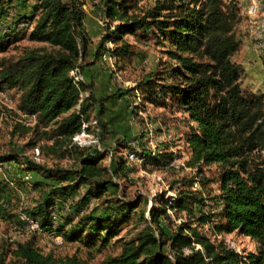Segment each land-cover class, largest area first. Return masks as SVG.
<instances>
[{
    "label": "trees",
    "instance_id": "1",
    "mask_svg": "<svg viewBox=\"0 0 264 264\" xmlns=\"http://www.w3.org/2000/svg\"><path fill=\"white\" fill-rule=\"evenodd\" d=\"M31 1L36 2L40 16L29 40L52 50L28 49L15 61L0 62V91L21 93L19 112L36 118L32 130L26 129L35 135L31 146L54 165L48 167L19 153L0 155V165L15 164L41 177L32 184L39 194L37 201L22 213L38 222L47 235H61L65 245L77 244L78 249L72 255L45 254L33 233L31 238L9 244L0 264L7 257L9 264H87L80 257L82 250L90 255L102 251L119 235V228L138 214L144 227L133 239L117 240L119 253L106 257L104 264H264V94L242 89L243 68L233 61L240 48L238 1L156 0L140 15L133 11L134 0H100L97 6L108 20V32L96 48V60L109 51L110 42L116 67L118 60H130L134 46L127 38L135 37L153 39L168 63L164 78L152 71L135 87L105 96L101 102L132 93L135 100L141 99L133 110L136 115L148 106L165 108L181 114L189 128L185 134L190 149L187 166L196 170L195 176L181 181L183 190L177 189V196L160 194L148 210L149 218L137 212L139 200L120 196L115 179L127 176L126 161L113 160L109 148L73 143L82 131L93 133L98 104L100 113L106 111L91 87L75 84L71 76L77 68L85 71L82 61L91 41L85 26L86 1ZM22 18L20 23L28 25ZM9 35L1 37L8 40ZM117 140L130 147L129 139ZM164 153L141 158L144 165H167L175 155ZM67 159L74 161V168L61 164ZM108 159L114 161V171L104 166ZM213 165L220 168V178L215 198L219 210L212 216L218 221L211 226L212 237L238 234L250 238L255 252H238L200 230L211 217L195 216V207L202 208L205 201L192 190L193 183L201 182L199 176ZM177 183L171 184L172 190ZM3 186L0 193L5 192ZM94 201L97 204L91 206ZM0 209L6 215L8 208ZM182 212L189 218L177 224L176 215Z\"/></svg>",
    "mask_w": 264,
    "mask_h": 264
},
{
    "label": "rangeland",
    "instance_id": "2",
    "mask_svg": "<svg viewBox=\"0 0 264 264\" xmlns=\"http://www.w3.org/2000/svg\"><path fill=\"white\" fill-rule=\"evenodd\" d=\"M85 1V11L87 14L85 26L87 24L86 29H89L87 32L91 38L86 54L90 50H93L94 57L93 61H91L85 55L82 65L84 66V70L89 66L94 67L93 74L96 80L93 79L88 82L85 74L83 75L86 84L91 87L96 100L101 102L105 96H110L119 90H127L135 87L152 71L159 72L162 76L161 78L165 77L164 75L166 74L164 71L166 67L164 66L166 64L168 65L167 58L161 48H157L155 41L151 38L149 40L138 41L135 37H128L127 41L134 46V54L130 60H118L116 69L125 83L124 89L119 88L117 82L114 80V74L105 62L101 58L99 60L95 59L96 48L101 38L108 32V20L97 7L100 0ZM237 1L240 5V1ZM257 1L262 7L261 13H264V1ZM134 2H136V6L133 11L140 15L141 12L153 6L156 0H134ZM248 4L244 5V11L248 19L247 31L249 32L250 17L248 15ZM35 6L36 2L31 0H2V10L0 12V48H6V51L0 52V62L15 61L22 57L28 49L45 48L48 52L52 50L49 45L29 40V34L35 27L40 16ZM239 8L241 14L242 8L241 6ZM21 18L24 20L27 19L28 25L20 23L19 20ZM87 18L91 21L88 22ZM114 26L115 24L111 25V30H113ZM4 34H10L8 40L2 39L1 36ZM239 42L240 48L233 56V61L235 63L237 61L249 63L254 76H259L261 73L264 74V52H258L255 47V41L252 38V42L254 43L252 52L254 56H257L259 62L250 61L248 58L247 61L245 59H238L240 55L242 56L241 51L243 49L242 41L239 40ZM247 78L248 76L243 68L241 87L246 93L264 94V83L260 86L254 85L248 83ZM159 97L161 100H164L163 96ZM20 98L21 93L18 90H6L0 94V155L19 153L21 156H25L26 159L34 160L50 167L54 165V161L49 157L41 155L40 150L38 154L35 151L36 148H32L33 146H31L34 142L35 135L31 131L26 133V129L32 130L34 125H28V121L21 117L18 110ZM128 98L131 99L130 105L127 103L124 106L109 105V109L107 110L106 108V111L103 113H100V105H97L93 113V122H97V124L94 125L95 128L90 138L92 140H98L101 149L109 148L114 153L115 158L113 160L122 159L126 161L129 169L127 176H121L115 179L116 183L120 185V196L127 201L139 200L140 207L137 212H145L149 218L148 210L154 205L155 200L159 199L160 194H165V198L177 196V189L183 190L181 181L183 179L191 180L195 176L196 170L187 166L190 158V149L187 145L185 134L189 133V128L186 127V121L183 120L184 117L181 114L171 113L165 108L148 106L146 111H140L139 115H136L133 113V110L136 106L140 105H135L136 100L132 93ZM101 103L105 104L106 102ZM123 107H125L123 109V117L124 113L131 107V118L129 120L127 119L126 113L124 121L119 120V116L116 115V111ZM112 111H115L116 114ZM132 121L133 123H131ZM127 125L133 130L129 126L126 127ZM126 135H129V148L124 145V141L117 140H123V137ZM131 142H137L135 148L131 145ZM133 150L137 152L140 159L143 155L146 156L145 154H165L164 152L167 151L173 153L175 157L167 165L160 166H153L151 164L144 165V162L142 164L136 162L129 163L128 154ZM61 164L64 167L74 168V161L72 159L63 160ZM103 164L114 171V161L108 159ZM15 166L17 165L7 164L3 168V171H0V184L2 186L6 184V186H3L5 192L0 193V207L6 206L8 208L6 215L0 209V260L4 257V250H6L9 244L33 237V233L24 231L23 226H20L17 220L22 222L20 217H18L23 214L22 210L31 206L39 197V194H37L38 191H35L32 186L38 177L32 175L29 177V173H26L25 181L24 178L16 175L13 176L12 173L16 174L17 172ZM202 176H199L202 180L199 183V187H195V183H193L192 190L204 198L205 205L202 208L196 206L194 214L197 218L201 214L207 216V218H211H209L210 221L206 224L200 225V230L211 237L213 241L221 240L225 245L238 252H255L256 244L250 238L238 234L212 237L213 232L211 226L214 222L218 221V219L212 218V216L217 214L219 210L215 198L219 194L220 168L217 165L206 168ZM174 182L178 183L175 185V189L172 190L171 184ZM95 204H97L96 201L91 206ZM7 213L10 216H7ZM139 216L140 214L134 216L131 221L124 223L119 228V235L113 239L108 247L94 255H90L86 249L82 250L80 257L87 264H104L106 257L119 253L120 243H116L117 240L121 238L124 240L133 239L138 234V231L144 227ZM188 218L187 213L182 212L179 216L176 215V222L177 224L182 222V220L187 222ZM37 237L38 245L45 254L53 253L58 256L72 255L78 249L77 244H64L62 247L57 248L49 241V235L46 233L44 235H37ZM9 260L10 257H7L4 264H9Z\"/></svg>",
    "mask_w": 264,
    "mask_h": 264
},
{
    "label": "built area",
    "instance_id": "3",
    "mask_svg": "<svg viewBox=\"0 0 264 264\" xmlns=\"http://www.w3.org/2000/svg\"><path fill=\"white\" fill-rule=\"evenodd\" d=\"M261 5L259 2H252L251 5L249 6L248 9V15L250 17V34L255 41V47L258 50V52H264V14L261 13ZM107 48L109 49L108 52H105L102 56L101 59L107 67L110 69V71L114 74V80L117 82L119 88L124 89V82L121 78V76L118 74L117 69H116V62L114 57L112 56L110 50L113 49V44L110 42L107 45ZM71 76L73 77V80L75 84H81V83H86L85 77L83 73L79 70V68L73 70L71 72ZM4 91H0V94H2ZM135 105H141V99H137ZM21 114V113H20ZM21 117H23L25 120L28 121V125H35L36 123V118L35 116H27L25 114H21ZM94 125L97 124V122H93ZM89 133L86 131H82L80 134L75 136L73 138V143L80 147H86V146H91V145H96L98 148L101 149L100 144H98V140H92L90 138ZM131 145L135 148L137 145V142H131ZM35 151L38 153L39 149L36 148ZM39 154V153H38ZM128 162L129 163H139L142 164L143 160L142 158L140 159L136 151H131L128 154ZM3 168H5V165H0V171H3ZM199 180H196L194 186L199 187ZM21 221L25 224L24 231H27L28 233H35L37 235H44V231L42 230L41 226L39 225L38 222L35 220L31 219L25 214H22L20 216ZM57 225L56 218H55V226ZM49 241L57 248L62 247L65 244L64 238L61 235L57 236H50L49 235Z\"/></svg>",
    "mask_w": 264,
    "mask_h": 264
},
{
    "label": "crops",
    "instance_id": "4",
    "mask_svg": "<svg viewBox=\"0 0 264 264\" xmlns=\"http://www.w3.org/2000/svg\"><path fill=\"white\" fill-rule=\"evenodd\" d=\"M239 1H240V5L239 6H241V8H242L241 14H242L243 18H242L241 23L238 25V27L236 29V34H237V39L242 41V46H243L242 48L243 49L241 51L242 56L240 55L238 59H245L246 61L249 59L250 61L259 62L257 56H254L253 52H252V49L254 48V43L252 42L251 34L249 35L250 32L247 31V29H248L247 28L248 19H247V16L245 15V11H244L245 10V6L244 5L249 3L247 6H250L252 2H254V1L258 2V1L257 0H239ZM261 1L263 2L264 0H261ZM90 21L91 20L88 19V22H90ZM86 27H87V24H86ZM87 31H89V29H87ZM92 51L93 50H90L88 52V54H86V58H89L91 61H93V57H94ZM236 63L241 65L244 68V70H245V72H246V74L248 76V78H247L248 83H252V84L258 85V86H260L262 83H264V74L261 73V74H259V76L258 75L254 76V74L252 73L253 70L251 69L249 63H247V62H238V61ZM94 70L95 69L92 66L91 67L89 66L88 68L85 69L84 74H85L86 80L88 82H89V80L90 81L93 80V79L96 80V77H94V74H93ZM126 103L129 104V105L131 103V99L128 98V96H125V97H123L121 99H110V100L106 101L105 106H106V108L108 110L109 109V105H111V106L112 105L113 106L114 105H123L124 106ZM124 108L125 107L120 108V110L116 111L117 114L115 113V111H112L117 116H119V118H120L119 120H121V121H124V119L126 117L125 116L126 114H127V119L128 120L131 118L130 117L131 116L130 115L131 107L128 108V111L125 112L126 114L124 113V117H123V109ZM125 122H126V120H125ZM131 123H133V121ZM128 126L129 125H127L126 127H128ZM129 128L132 129L130 126H129ZM128 137H129V135H126L123 138L129 139ZM15 167L17 169V172L15 171L16 174L12 173V175L13 176L16 175V176H18L20 178H24V180L26 181V176H27L26 173H28V172L23 171L19 166H15ZM7 174H8V172H7ZM31 175L34 176V177L35 176L38 177V178H36V180L41 179V177L39 175H37V174L29 173V177H31Z\"/></svg>",
    "mask_w": 264,
    "mask_h": 264
}]
</instances>
